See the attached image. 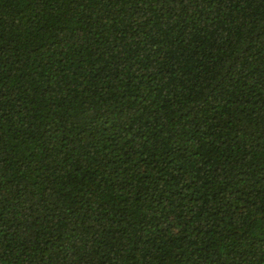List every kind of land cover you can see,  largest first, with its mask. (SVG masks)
<instances>
[{
  "label": "trees",
  "instance_id": "16d2710c",
  "mask_svg": "<svg viewBox=\"0 0 264 264\" xmlns=\"http://www.w3.org/2000/svg\"><path fill=\"white\" fill-rule=\"evenodd\" d=\"M0 264H264V0H0Z\"/></svg>",
  "mask_w": 264,
  "mask_h": 264
}]
</instances>
